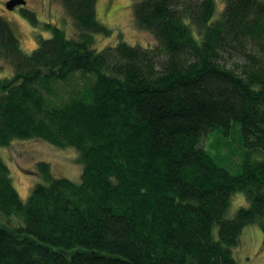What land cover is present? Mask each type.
I'll return each instance as SVG.
<instances>
[{
	"label": "trees",
	"instance_id": "trees-1",
	"mask_svg": "<svg viewBox=\"0 0 264 264\" xmlns=\"http://www.w3.org/2000/svg\"><path fill=\"white\" fill-rule=\"evenodd\" d=\"M216 1L137 2L153 47L98 49L97 0H62L74 33L46 23L31 53L0 15V146L43 139L83 164L76 183L40 162L24 200L0 156V264H241L244 228L264 231V0L214 18Z\"/></svg>",
	"mask_w": 264,
	"mask_h": 264
},
{
	"label": "rangeland",
	"instance_id": "rangeland-1",
	"mask_svg": "<svg viewBox=\"0 0 264 264\" xmlns=\"http://www.w3.org/2000/svg\"><path fill=\"white\" fill-rule=\"evenodd\" d=\"M139 1L141 0H97L98 20L111 30L109 35L94 34L98 49L114 45L120 40L144 47H153L156 44L155 36L135 22L134 6ZM7 2L8 0H0V15L10 22L23 49L28 53L38 47L40 35L51 36V31L44 27L46 22L58 24L68 35L75 31L73 22L65 13L62 0H27L26 5L18 4L14 9H9ZM216 5L214 18L223 11V0H217ZM25 7L36 13L37 24L24 15ZM10 72L6 66L2 74ZM204 142L208 146L209 139ZM0 156L10 167L15 187L24 200L28 198L34 185L42 180L38 170L40 162H47L55 176L66 177L76 183L82 180L83 164L79 160L78 150L74 147H61L38 138L16 139L7 146H0ZM238 160L236 156L235 161ZM234 194L228 215H233L240 206L248 204L244 192ZM234 255L241 264H264V231L259 224H249L244 228L240 243L234 248Z\"/></svg>",
	"mask_w": 264,
	"mask_h": 264
},
{
	"label": "bare ground",
	"instance_id": "bare-ground-1",
	"mask_svg": "<svg viewBox=\"0 0 264 264\" xmlns=\"http://www.w3.org/2000/svg\"><path fill=\"white\" fill-rule=\"evenodd\" d=\"M10 0H8V2H9ZM26 2L24 3V5H26L27 4V0H25ZM110 1V0H109ZM7 2V3H8ZM18 5V4H17ZM16 5V6H17ZM15 6V7H16ZM64 6V5H63ZM8 7V6H7ZM14 7V8H15ZM13 8V9H14ZM10 9V8H9ZM65 9V8H64ZM66 13V12H65ZM67 15V14H66ZM68 16V15H67ZM69 17V16H68ZM97 17H98V3H97ZM134 18H135V12H134ZM135 22H136V20H135ZM46 23H53V22H46ZM46 23H44V25L46 24ZM53 24H55V23H53ZM137 24V23H136ZM58 25V24H57ZM138 25V24H137ZM59 26V25H58ZM139 26V25H138ZM107 27V26H106ZM140 27V26H139ZM109 29V28H108ZM148 31V30H147ZM150 32V31H149ZM102 34H105V33H102ZM105 35H109V34H105ZM156 38V37H155ZM94 39H95V45H96V38H95V36H94ZM121 41V40H120ZM124 41V40H123ZM127 42V41H126ZM156 43H157V38H156ZM117 44V43H116ZM115 45V44H114ZM156 45V44H155ZM108 46H110V45H108ZM107 47V46H106ZM105 48V47H104ZM103 49V48H102ZM16 139H20V138H16ZM16 139H14V140H16ZM15 185V184H14Z\"/></svg>",
	"mask_w": 264,
	"mask_h": 264
},
{
	"label": "water",
	"instance_id": "water-1",
	"mask_svg": "<svg viewBox=\"0 0 264 264\" xmlns=\"http://www.w3.org/2000/svg\"><path fill=\"white\" fill-rule=\"evenodd\" d=\"M25 0H10L7 3L8 8L13 9L17 4H24Z\"/></svg>",
	"mask_w": 264,
	"mask_h": 264
}]
</instances>
